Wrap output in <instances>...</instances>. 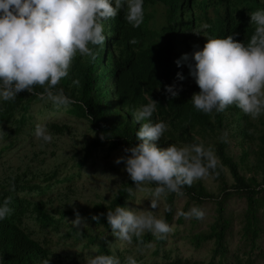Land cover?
Wrapping results in <instances>:
<instances>
[{"label":"trees","instance_id":"trees-1","mask_svg":"<svg viewBox=\"0 0 264 264\" xmlns=\"http://www.w3.org/2000/svg\"><path fill=\"white\" fill-rule=\"evenodd\" d=\"M156 4L163 6L162 21L158 26L151 23ZM258 8H264V0H144V21L139 27H133L125 19V9H121L116 17L104 22L105 32L110 35L103 47L93 46L95 57L77 54L69 74L57 85L75 98V102L64 107V110L74 117L85 119L95 133L82 147V154L75 161L79 167L92 159L99 149L107 153L121 149V156L129 154L124 149L139 142L135 133L140 122L135 121L133 113L148 102L145 94L159 102L152 119L167 122L171 129L166 133L172 134L175 130L184 144L203 142L218 157L217 169L210 174L218 183L217 193L207 191L199 180L191 186H184L187 201L183 211L189 208L190 201H193V206L199 207L205 201L214 204V215L207 228L192 232L189 237L194 249L210 243L209 247H205L207 256H171V252L164 248L167 237L158 239L146 231L142 238L134 237L133 242L138 249L155 242L152 254L160 253L161 259L153 264H260L257 259L264 257V249L258 243L261 235L259 210L264 203L261 194L264 191V133L257 135L258 148L253 149L254 124L239 107L230 105L224 111L213 113L197 110L190 101L192 95L186 93L183 87L190 76L187 62L181 65L176 63L184 53H191L195 47L202 48L207 36L223 37L238 33L234 39L247 43L255 29V25L250 23L249 13ZM205 21L211 24V28L202 30L201 34L194 31ZM133 38L135 44L130 42ZM178 72L185 79L180 80ZM173 83L179 92L175 97L165 89V85ZM42 91L43 86L37 85L36 92ZM46 98L21 91L15 100L0 101V159L4 152L27 139L34 146L33 135L39 123L34 118L32 108L35 102ZM44 105L52 108L50 102ZM261 122L264 124V118ZM44 124L52 135H61L69 130V125L57 121H46ZM229 138H235L241 147L238 161L228 152ZM170 143L171 140L164 137L157 141L161 147ZM251 152L256 154V162L252 175L246 177L240 172L239 164L245 163ZM6 165V161L0 164V202L10 196V206L14 210L0 220V257L3 264H42L45 258L49 259L50 264H62L56 252L26 228V218L33 220L41 229L58 230L66 226L64 236L76 241L83 240L85 246H95L94 254H114L110 245L117 238L112 235L107 212L114 210L118 204L126 206L132 198L133 194L130 195L128 189L130 186L134 188L135 183L129 174L107 202L92 205L85 215L87 227L78 230L67 224V217L79 214L80 210L66 208L58 210L57 214L49 210V205L55 199L49 192L55 188V182H60L56 177L57 169L45 173L41 181H32L34 179L31 178L37 175L28 164L17 171L8 165L9 173L4 171ZM221 166L227 168L231 183L227 182ZM258 174H262L260 179ZM65 178L69 180V176ZM147 183L155 187V182ZM175 195L178 194L171 192L165 195L162 216L169 224L173 220ZM233 196L243 197L245 201L238 232L239 245L235 251L231 250L227 240L231 219L226 215L228 201ZM169 204L171 211L166 208ZM94 216L98 219H94ZM178 220L181 221V217ZM115 255L123 264L125 259L122 252L116 251Z\"/></svg>","mask_w":264,"mask_h":264},{"label":"clouds","instance_id":"clouds-1","mask_svg":"<svg viewBox=\"0 0 264 264\" xmlns=\"http://www.w3.org/2000/svg\"><path fill=\"white\" fill-rule=\"evenodd\" d=\"M121 9H125V19L133 27L143 23L144 0H0V101L15 100L21 91H27L47 96L57 107L73 104L75 98L57 85L69 74L77 54L95 57L93 46L103 47L110 35L105 32L104 22L116 17ZM249 15L255 29L247 43L234 39L238 33L207 36L202 48L195 47L177 59L178 65L187 62L189 75L199 86L200 91L194 92L190 100L197 110L221 112L235 105L252 118L264 114V8ZM209 28L211 24L205 21L194 31L201 34ZM130 42L135 44V38ZM177 77L185 79L181 72ZM37 85L43 86L42 92H36ZM165 89L173 97L179 94L175 83L165 85ZM145 95L148 102L133 113L135 121L140 122L135 133L139 142L126 147L124 151L129 154L117 157L115 163L124 162L135 188L143 187L144 182H155V187L149 189L151 208L133 209L118 204L107 212L112 235L128 243L134 237L142 238L146 231L158 239L166 238L173 226L152 209L158 208L162 195H184L185 185L209 176L219 162L203 142L158 146L157 141L166 138L169 125L152 119L159 102ZM35 136L42 142L53 139L46 124L36 125ZM135 188L129 187L130 195ZM10 201L9 196L0 202V220L13 212ZM166 208L172 210L170 204ZM180 214L202 219L205 211L192 206ZM74 223L78 224L79 219ZM42 264H50L49 259H43ZM86 264L122 262L115 254L101 252L86 257ZM123 264L139 262L128 255Z\"/></svg>","mask_w":264,"mask_h":264},{"label":"rangeland","instance_id":"rangeland-1","mask_svg":"<svg viewBox=\"0 0 264 264\" xmlns=\"http://www.w3.org/2000/svg\"><path fill=\"white\" fill-rule=\"evenodd\" d=\"M154 9L151 23L158 26L162 21L163 6L156 4ZM183 87L185 88V92L190 95L200 91L198 84L192 76L186 78ZM48 102H50L52 108L44 105V103ZM64 107H57L49 98H46L44 101L35 102L32 111L35 120L39 124H44L46 121H57L60 124L69 125V130L61 135H53L51 142H42L33 135L35 139L34 146L28 143V139L22 141L15 148L3 153L0 164L6 161L7 165L4 167V171L8 173L10 172L8 165L12 166L13 171H17L23 170L28 164L31 169L34 168L33 173L37 175V177L31 178L34 179L32 181H41L45 173L57 169L56 177L59 178L60 182H55V188L49 192L51 196L55 197L52 204L49 205V210H52L53 214H57L58 210L66 208L80 210L79 214L67 217V224L81 230L87 227L85 215L90 212L92 205L96 202H107L118 185L127 179L128 173L123 161L119 164L115 163L116 158L121 156V149H116L110 153L99 149L95 156L82 166L79 167L75 163L82 154V147L95 133L90 129L85 119L68 114L64 110ZM249 118L254 124L252 126L254 136L251 147L257 149L259 143L257 135L264 133V124L261 122L264 114H261L258 118H252L251 116ZM168 129H171L170 125ZM177 136L178 133L175 130L172 134H165V137L171 140L172 143L183 145L184 143ZM1 144L2 137L0 135ZM228 152L233 155L235 160H239L241 147L238 146L235 138H229ZM255 155L254 152H251L246 162L239 164L240 172L246 177L251 176L253 173V165L256 162ZM221 169L225 174L227 182L231 183L232 178L227 168L221 166ZM261 175H257L258 179H260ZM66 176H69V180H66ZM199 181L207 191L211 193L219 191L218 183L211 175L199 179ZM151 188L147 182H144L143 187L135 188L132 198L126 203V207L150 209L152 197L149 189ZM261 194L264 197V191ZM186 201L187 196L175 195L174 215L170 223L173 226V231L166 235L167 239L164 243V248L171 252V256L193 255L195 258H205L208 254L205 247H209L210 243H205L203 248L194 249L191 247L189 237L192 232L204 231L207 228L208 223L214 215V204L209 201L202 203L201 208L205 211V216L202 219H194L193 216L185 217L180 214ZM164 202L165 195H162L158 208L152 209L156 215H163ZM188 204L189 208L186 211L193 206V201H190ZM244 205V198L240 196H233L227 204L226 215L231 219V231L228 234L227 240L232 251H235L239 245L238 232L241 227ZM179 217H181V221L178 220ZM259 217L261 235L258 243L261 249H264V203L259 210ZM77 219H79V223L75 224L74 221ZM24 224L27 229L32 230L34 237L45 241L46 245L56 252L62 264H86V257L95 253V246H85L83 240L76 241L65 237L66 226H61L58 230L41 229L29 218H26ZM87 229L90 230V228ZM110 246H112L114 254L116 251H120L124 255V259L128 255H133L139 264H153L161 259L160 253L158 255L152 254L155 249V242H151L144 248L138 249L133 241L128 243L117 238ZM257 261L260 264L264 263V257H259Z\"/></svg>","mask_w":264,"mask_h":264}]
</instances>
